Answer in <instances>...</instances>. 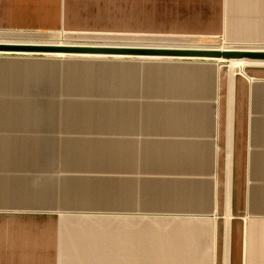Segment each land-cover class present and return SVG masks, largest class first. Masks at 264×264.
I'll use <instances>...</instances> for the list:
<instances>
[{"label":"crops","instance_id":"crops-1","mask_svg":"<svg viewBox=\"0 0 264 264\" xmlns=\"http://www.w3.org/2000/svg\"><path fill=\"white\" fill-rule=\"evenodd\" d=\"M0 30L264 45V0H0ZM0 54V264H264V67Z\"/></svg>","mask_w":264,"mask_h":264},{"label":"water","instance_id":"water-1","mask_svg":"<svg viewBox=\"0 0 264 264\" xmlns=\"http://www.w3.org/2000/svg\"><path fill=\"white\" fill-rule=\"evenodd\" d=\"M0 54L3 55H56L60 56H99V57H138L172 58L183 60H252L264 62V50L248 48H230L226 50L204 48H181L162 46H85L59 45L48 43L0 42Z\"/></svg>","mask_w":264,"mask_h":264},{"label":"rangeland","instance_id":"rangeland-1","mask_svg":"<svg viewBox=\"0 0 264 264\" xmlns=\"http://www.w3.org/2000/svg\"><path fill=\"white\" fill-rule=\"evenodd\" d=\"M105 41V42H104ZM0 42H19V43H110V44H129L131 46H207V45H230L238 46H261L264 45H240L227 43L222 37H206V36H182V35H164L160 33H128V32H112V31H15L0 30ZM40 55V54H28ZM50 56V55H40ZM58 57H77L86 58L94 56H58ZM218 63V62H217ZM264 66V65H263ZM232 67L234 69H243L249 67V64L233 67L231 63H221L220 68ZM264 69V67H258Z\"/></svg>","mask_w":264,"mask_h":264},{"label":"bare ground","instance_id":"bare-ground-1","mask_svg":"<svg viewBox=\"0 0 264 264\" xmlns=\"http://www.w3.org/2000/svg\"><path fill=\"white\" fill-rule=\"evenodd\" d=\"M105 42V41H104ZM48 44H59V45H85V46H131L129 44H110V43H90V42H83V43H48ZM138 45V44H137ZM136 45V46H137ZM219 45V44H218ZM214 46V45H207V46H178L181 48H204V49H217V50H226V49H230V48H234L233 46H228V45H220V46ZM177 47V46H174ZM237 48H248V49H255V50H264V47L261 46H238ZM59 55V54H56ZM60 56V55H59ZM97 57V56H96ZM163 59V58H162ZM168 59V58H167ZM172 59V58H171ZM195 60V59H194ZM219 61V63H231V65L233 67H238L240 68V66H243L244 64H249V65H264L263 61H252V60H217Z\"/></svg>","mask_w":264,"mask_h":264}]
</instances>
